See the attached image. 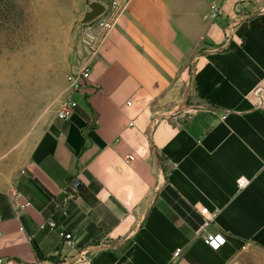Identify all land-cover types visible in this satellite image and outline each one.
<instances>
[{
  "label": "crops",
  "instance_id": "1",
  "mask_svg": "<svg viewBox=\"0 0 264 264\" xmlns=\"http://www.w3.org/2000/svg\"><path fill=\"white\" fill-rule=\"evenodd\" d=\"M119 2L114 27L82 56L93 92L28 150L0 156V258L264 264V96L254 94L264 0ZM67 193L70 215L57 219L74 245L39 227ZM204 206L217 214L210 230L226 236L219 250L196 233Z\"/></svg>",
  "mask_w": 264,
  "mask_h": 264
},
{
  "label": "rangeland",
  "instance_id": "2",
  "mask_svg": "<svg viewBox=\"0 0 264 264\" xmlns=\"http://www.w3.org/2000/svg\"><path fill=\"white\" fill-rule=\"evenodd\" d=\"M83 7L0 0V156L28 150L69 97L67 75L97 28L80 23Z\"/></svg>",
  "mask_w": 264,
  "mask_h": 264
},
{
  "label": "built area",
  "instance_id": "3",
  "mask_svg": "<svg viewBox=\"0 0 264 264\" xmlns=\"http://www.w3.org/2000/svg\"><path fill=\"white\" fill-rule=\"evenodd\" d=\"M120 2L119 0H110L108 2V9L105 14L99 17L97 21V28L95 31L91 32V42H89V47L92 51H96L101 45L102 40L105 38L107 33L114 27L115 22L120 14ZM219 16V6L213 4L211 6V12L209 17L215 20ZM94 21V22H96ZM93 22V23H94ZM92 24V23H91ZM95 24V25H96ZM89 25V24H88ZM92 75V65L89 62H85L81 57L75 59L72 64L71 70L67 75L68 81V92L69 97L62 103L61 109L59 110L57 117L60 119L69 118L77 109L79 102L78 96H88L95 89L91 83ZM255 96L262 100L264 96V87L259 86L254 90ZM262 103V102H261ZM133 154L126 156V162H131L133 160ZM249 183V180L242 177L238 180L240 188L245 187ZM19 191L15 192L13 198L18 200L21 197ZM72 200L71 194H64L63 196H53L50 200V204L53 209L54 217L50 218L40 224L41 230L58 231L64 240L74 245V236L71 232H68L65 228H60L57 215L68 217L70 215V203ZM30 202H27L29 205ZM202 215V222L196 233L202 237L205 244H207L213 250H219L226 243V236L218 230H210L211 226L215 223L216 213L211 212L207 206L201 207L199 210ZM183 253L182 248H177L174 252V257L177 259ZM0 264H15L14 261L5 258H0Z\"/></svg>",
  "mask_w": 264,
  "mask_h": 264
},
{
  "label": "water",
  "instance_id": "4",
  "mask_svg": "<svg viewBox=\"0 0 264 264\" xmlns=\"http://www.w3.org/2000/svg\"><path fill=\"white\" fill-rule=\"evenodd\" d=\"M107 9V0H84L83 12L79 21L85 25L91 24L105 14Z\"/></svg>",
  "mask_w": 264,
  "mask_h": 264
}]
</instances>
